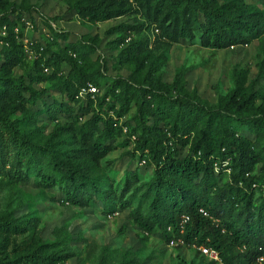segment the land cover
Returning <instances> with one entry per match:
<instances>
[{
    "label": "trees",
    "instance_id": "obj_1",
    "mask_svg": "<svg viewBox=\"0 0 264 264\" xmlns=\"http://www.w3.org/2000/svg\"><path fill=\"white\" fill-rule=\"evenodd\" d=\"M7 4L0 0L4 20L8 19ZM68 11L91 23L141 15L136 24L121 23L108 32L120 33L115 40L119 59L135 67L133 77L103 84L102 71L85 61L82 48L70 53L36 46L38 62L51 68L49 74L30 73L28 81L0 72V101L8 93L19 101L7 109L0 106V145L10 137L15 157L39 165L43 183L63 188L66 201L79 206L101 201L110 206L115 194L103 186L100 163L118 147L116 139L125 130V145L132 144L133 153L153 166V176L132 210L134 223L148 235L161 231L167 243L181 238L182 247L216 249L221 264H259L264 257V90L256 88L248 69L235 67L234 88L210 104L198 87H188L185 70L167 82L161 69L169 46L181 40L225 49L260 39L264 8L246 0H76ZM134 31L145 35L134 37ZM59 35L67 38L66 33ZM83 47L94 50L91 45ZM10 59L12 66L20 62L18 57ZM35 82H51L72 102L80 101L79 91L88 83L99 92L85 98L87 108L80 115L69 106L44 104L55 126L41 135L32 122L12 118L24 102V93L27 102L37 106L44 91L35 90ZM133 110L131 121L125 120ZM90 112V118L81 123ZM61 114L73 120L63 123L58 118ZM241 127L250 135L240 133ZM225 160H229L230 174L219 184V176L225 173H216L214 165ZM139 179L137 172L128 174L123 192ZM121 205L127 203L121 201ZM32 224L20 216L0 215V264H65L72 254L65 247L69 235L61 231L54 241L36 233L25 252L14 258L6 254L4 240L34 231L36 223Z\"/></svg>",
    "mask_w": 264,
    "mask_h": 264
},
{
    "label": "rangeland",
    "instance_id": "obj_2",
    "mask_svg": "<svg viewBox=\"0 0 264 264\" xmlns=\"http://www.w3.org/2000/svg\"><path fill=\"white\" fill-rule=\"evenodd\" d=\"M7 1L8 19L4 20L3 12H0V32L6 26L5 34H0V72L5 70L11 78L24 77L28 81L30 73L49 74L51 68L46 70L45 62H38L40 54L36 46H40L70 53L82 48L86 52L85 61L93 70L102 71L104 76L100 82L103 84L120 77H133L135 67L121 63L119 59L120 48L115 40L120 33L108 32L121 23L136 24L141 15L131 14L91 23L68 11L76 0ZM246 2L264 8V0ZM60 33H66L67 38L61 37ZM144 35L145 32H132V36L137 38ZM86 44L94 50L83 47ZM11 57H18L20 62L10 65ZM263 60L264 36L247 45L225 49L205 48L198 41L181 40L169 46L161 73L165 81L172 82L178 71L185 70L188 87H198L203 99L214 104L221 95L234 88L235 67L248 69L249 78L255 82L256 88L264 90V69L260 71ZM63 68L65 72L69 70L66 64ZM32 86L35 90L44 91L37 106L27 102L28 94L24 93V102L19 103L12 118L32 122L33 128H38L41 135L49 134L55 126L44 104L69 106L74 109V114L79 115L87 108L85 99L72 102L67 93L51 82H35ZM15 101L19 102L18 97L8 93L1 98L0 106L7 109ZM133 112L125 120L131 121ZM91 115V112L85 113L80 122ZM58 118L63 123L73 120V116L68 114L58 115ZM240 133L250 135L245 127L240 128ZM126 134L124 130L117 137L118 147L100 163L103 186L111 188L115 194L110 206L101 201L89 206L66 201L63 188L47 187L42 181L40 166L20 162L15 157L12 139L5 137V143L0 145V215L9 213L23 217L33 223L31 226L36 223L34 231L10 235L4 240L7 242L5 252L10 258L25 252L26 245L33 241L36 233L54 241L61 231L69 235L65 247L72 254L65 264H180L182 260L185 264H205L211 260L202 252L198 253L200 250L196 247L171 246L161 231L148 235L134 223L132 210L139 205L145 182L153 176V166L142 161L138 153H133L132 144L125 145ZM256 171L259 172V166ZM132 172H137L140 179L131 190L123 192L125 177ZM227 180V174L219 176V184ZM121 201L127 206L122 207Z\"/></svg>",
    "mask_w": 264,
    "mask_h": 264
},
{
    "label": "built area",
    "instance_id": "obj_3",
    "mask_svg": "<svg viewBox=\"0 0 264 264\" xmlns=\"http://www.w3.org/2000/svg\"><path fill=\"white\" fill-rule=\"evenodd\" d=\"M52 25L55 27V24L52 23ZM6 31V26H4V30L0 32V34H5ZM48 70V68L46 69ZM99 92V89L96 85L88 83L86 86L82 87L79 91V94L77 96L78 99H85L88 95H91L92 98ZM145 162V161H144ZM230 163L229 160H225L222 162H216L214 165V169L216 173H220L223 171L225 174L229 175L230 174ZM201 211L204 213V215H208L206 212L201 209ZM187 220V217H184V222ZM169 245L171 246H178V245H184V241L179 238V239H173L170 241ZM198 249L202 252L203 255L208 256L211 260L217 261L222 263V260L220 258L219 252L216 249H213L208 246H200ZM259 264H264V257L259 258Z\"/></svg>",
    "mask_w": 264,
    "mask_h": 264
}]
</instances>
